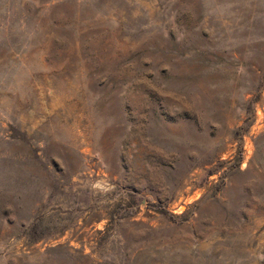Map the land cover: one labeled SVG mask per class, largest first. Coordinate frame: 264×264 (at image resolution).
<instances>
[{"label": "rangeland", "instance_id": "374dc122", "mask_svg": "<svg viewBox=\"0 0 264 264\" xmlns=\"http://www.w3.org/2000/svg\"><path fill=\"white\" fill-rule=\"evenodd\" d=\"M0 264H264V0H0Z\"/></svg>", "mask_w": 264, "mask_h": 264}]
</instances>
